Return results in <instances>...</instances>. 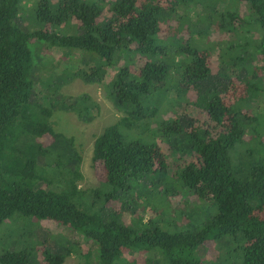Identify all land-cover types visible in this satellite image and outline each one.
<instances>
[{"label":"trees","instance_id":"obj_1","mask_svg":"<svg viewBox=\"0 0 264 264\" xmlns=\"http://www.w3.org/2000/svg\"><path fill=\"white\" fill-rule=\"evenodd\" d=\"M22 1L0 0V227L10 225L0 228L1 236L19 221L14 217L18 215L53 222L93 242L95 264H204L198 248L223 238L240 245V264H264V138L254 128L257 118L250 106L264 91L258 77L264 73V0H233L248 5L259 37L253 52L245 53L244 45L239 50L236 44L225 49L240 52L231 63L244 66L250 58L258 65H250L240 77L224 75L214 89L220 87L218 95L203 94L195 107L199 103L205 117L195 126L174 113L175 119L160 122L153 130L162 106L172 111L177 100L169 97L172 91L178 98L196 89L200 98L203 88L213 84L215 43L204 38L211 28L234 37L244 24L237 11L217 10L219 0H109L103 16L101 0H36L29 14L38 28L24 31L19 28ZM191 5L200 7L205 23L199 31L190 25ZM179 11L183 14L178 17ZM173 16L178 17L176 26L169 24ZM185 31L191 35L196 31L198 41L183 39ZM170 37L175 39L172 44ZM36 42L65 54H87L93 65L88 73L75 75L86 83L102 82L106 67L123 62L104 89L121 116L92 144L90 161L98 188H79L82 174L74 141L68 140L71 152L59 157L62 136L49 123L54 107L33 100L30 48ZM227 61L219 59L222 66ZM179 68L181 81L174 84L171 74ZM238 103H246L252 116L236 112ZM75 114L82 119L83 112ZM247 131L259 141L245 140ZM170 144L189 158L170 166L164 149ZM244 144L254 148L238 156L234 165ZM170 168L176 170L175 184L214 208L209 220L196 231L175 233L150 219L122 220V211L131 210L128 198L133 193L139 197L168 193L161 181ZM116 201L121 208L107 207ZM129 212L136 215L133 209ZM12 245L0 252V264H62L69 254L53 246L52 251L46 247L34 251ZM132 252L148 256L142 263L125 259Z\"/></svg>","mask_w":264,"mask_h":264},{"label":"rangeland","instance_id":"obj_2","mask_svg":"<svg viewBox=\"0 0 264 264\" xmlns=\"http://www.w3.org/2000/svg\"><path fill=\"white\" fill-rule=\"evenodd\" d=\"M36 0H23L22 7L25 10L23 18H21L19 28L24 31H32L38 27L35 24V20L31 19L30 10L34 7ZM96 1V0H94ZM109 0H101L100 8L103 11V16L107 13V3ZM217 10L229 9L230 11H237L240 17L244 20L242 28H239L238 32L234 37L226 35L224 33H218L216 30L211 28L206 40H213L215 45L211 55V76L214 79L213 84L203 88L200 98L197 97L198 91L191 90L185 94H179L178 100L176 93L172 91L169 97L175 100L174 106L171 108L172 111H168V108L162 106L161 110L156 115L157 122H153L152 130L156 129V125L166 120L175 119L181 117L186 123L189 120L193 121V125H196L197 120H202L205 114L201 112L199 103L202 101L203 94L206 97L210 94L218 95L217 90H214L218 82H222L224 75L229 77H240L244 70H251L250 65H258L256 59L252 60L249 58L248 64L241 66L239 63H231V59L236 58V53L240 52L236 49H232L229 53L225 52V49L231 45L239 49L240 46L244 45L243 52H253L255 49V43L259 37V31L257 25L250 20V10L247 4L236 3L233 0H219ZM33 10V9H32ZM21 12V13H22ZM200 7L191 5L188 10L190 16L191 27H197L198 31L203 29L205 26L204 22L199 16ZM183 12H178V17ZM177 16H173L169 21V24L176 26ZM60 32V31H59ZM192 34V33H191ZM187 31L184 32L183 39L190 40L191 43H195L197 39V32L191 35ZM67 35V34H66ZM174 38H178L173 35ZM175 39H169V44ZM202 42V41H201ZM205 43V42H204ZM212 42H210L211 45ZM217 44V45H216ZM205 45V44H204ZM203 45V46H204ZM210 47V46H209ZM205 48H208L206 46ZM240 48L239 50H241ZM31 57L33 63V86H34V102L42 104L44 106H53L54 111L49 119V123L52 128L61 134V139L57 144V155L59 157L63 154L68 155L71 152V148L68 146V140L71 138L74 141L76 150L78 151L79 159V172L82 174V180L78 182V186L83 191L98 188L100 181L96 177L91 167V155H92V144L97 135L102 130L115 123L121 116V113L116 109L112 100L107 97L105 86L112 80L118 68L122 67V60L116 61L112 66L106 67L104 70L102 82L100 83H86L80 77L75 75L82 71L88 73L91 66L93 65L92 60L87 54L81 51H73L65 54L62 50L57 48H48L44 42H36L31 45ZM139 58L140 56H135ZM134 58V59H135ZM177 59V58H176ZM219 59H223L228 62L222 66ZM260 65V64H259ZM183 68H179L178 72H173L172 81L174 84L181 81V73ZM258 74V73H257ZM264 82V73L258 75ZM259 77V78H260ZM202 86V85H201ZM181 87V86H180ZM264 90V85H263ZM223 93H220L222 95ZM86 97L84 101L83 98ZM199 101L195 107V103ZM71 105V111H67V107ZM252 114L257 118L254 123V128L258 129L259 133L264 138V91L261 95L250 104ZM235 111H240L242 114H250V111L246 103H238L234 107ZM83 112L81 120L78 119V112ZM91 118L86 121L85 118ZM256 135L251 131L245 134V140L253 142ZM260 137V136H259ZM262 140V138H260ZM159 144L164 146V142L160 139L157 140ZM259 141L256 137V142ZM173 144L168 146L165 145V152L168 153V160L170 166L181 160L188 159V155L183 153L184 151H176ZM254 148L252 144H244L243 147L239 148V153L235 157L233 163L237 165L239 158L249 148ZM239 156V158H238ZM176 170L170 168L168 175L165 180L161 181V184L167 188L168 193L159 195L155 193H147L144 196H137L133 193L128 198L129 209H133L136 215H131L129 211L123 210L121 213L122 220L129 221L130 218L140 217L143 222L150 219L151 223H155L161 229L170 233L181 232V231H196L199 227L205 224L214 213V208L210 207V204L200 201L191 192L182 190L179 187V183L173 182V177ZM163 188V187H162ZM134 203V204H133ZM137 204V205H135ZM121 202L108 203L107 207L121 208ZM125 205H123L124 207ZM144 208V209H143ZM19 221H15L14 225L8 229L4 234H0V252L14 247L12 244L29 247V249L36 251L41 247H46L52 251L51 247L59 249L60 251L68 250L69 254L64 259L62 264H95L96 263V246L93 242L83 238L76 232L59 227L53 222L45 220H34L32 218H21L18 215L14 216ZM23 220V221H22ZM9 225L8 222L2 224ZM1 226V227H2ZM0 227V228H1ZM6 231L5 228L1 230V233ZM30 234V235H29ZM239 244L231 242L228 238H223L220 241L209 242L200 246L197 250L198 255L204 261V264H240ZM16 248V246H15ZM238 248V249H237ZM148 254L141 252H132L125 254V259L135 260L139 259V263H142L144 258ZM238 256V257H237ZM155 258V257H154Z\"/></svg>","mask_w":264,"mask_h":264}]
</instances>
